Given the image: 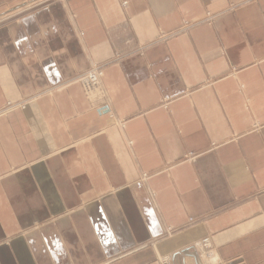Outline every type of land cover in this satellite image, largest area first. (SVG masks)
Returning a JSON list of instances; mask_svg holds the SVG:
<instances>
[{"label": "crops", "instance_id": "crops-1", "mask_svg": "<svg viewBox=\"0 0 264 264\" xmlns=\"http://www.w3.org/2000/svg\"><path fill=\"white\" fill-rule=\"evenodd\" d=\"M187 250L264 264V0H0V264Z\"/></svg>", "mask_w": 264, "mask_h": 264}, {"label": "built area", "instance_id": "built-area-1", "mask_svg": "<svg viewBox=\"0 0 264 264\" xmlns=\"http://www.w3.org/2000/svg\"><path fill=\"white\" fill-rule=\"evenodd\" d=\"M212 17H208L206 20H211ZM103 75L102 66H93L89 70L85 71L78 78V84L81 87L82 93L86 98L87 102L91 105H95L98 102L102 101L104 93L101 87V79ZM12 105L9 103L8 107ZM103 108V107H102ZM102 108H98L101 110ZM209 239L205 238L200 241V243L195 244L193 247L196 251L200 249H207L209 247ZM169 264V263H165Z\"/></svg>", "mask_w": 264, "mask_h": 264}, {"label": "water", "instance_id": "water-1", "mask_svg": "<svg viewBox=\"0 0 264 264\" xmlns=\"http://www.w3.org/2000/svg\"><path fill=\"white\" fill-rule=\"evenodd\" d=\"M101 110H103L104 112H107L108 111V109L106 107H103ZM179 255H185V256L193 257L194 260H195V263L196 264H200L199 263V259H198V255L194 251H189V250L183 251L182 253H179V254L174 255V259H176Z\"/></svg>", "mask_w": 264, "mask_h": 264}, {"label": "rangeland", "instance_id": "rangeland-1", "mask_svg": "<svg viewBox=\"0 0 264 264\" xmlns=\"http://www.w3.org/2000/svg\"><path fill=\"white\" fill-rule=\"evenodd\" d=\"M79 76V75H78ZM78 76H76V78L74 79L77 83H78ZM12 107V106H11ZM11 107H9V108H11Z\"/></svg>", "mask_w": 264, "mask_h": 264}]
</instances>
